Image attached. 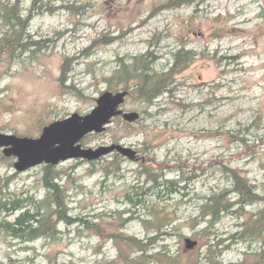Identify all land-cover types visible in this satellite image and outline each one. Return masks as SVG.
Wrapping results in <instances>:
<instances>
[{
    "label": "rangeland",
    "instance_id": "obj_1",
    "mask_svg": "<svg viewBox=\"0 0 264 264\" xmlns=\"http://www.w3.org/2000/svg\"><path fill=\"white\" fill-rule=\"evenodd\" d=\"M20 1L17 14L27 20L21 44H37L26 50L16 46L14 57L0 60V134L37 139L42 128L55 121L75 113L87 115L102 93L119 90L108 89L106 81L118 59L149 52L154 70L163 72L169 67L171 52L181 44L196 57L178 77L175 102L164 94L148 110L155 117L144 120V106L129 95L121 108L141 113L140 120L127 123L116 117L104 133L81 140L83 148L121 145L135 151L137 162L120 156L119 177L110 176L102 182L103 174L98 171L97 163L103 159L111 162L114 153L96 162L76 159L53 166L62 174L59 184L67 191L68 214L100 224L101 232L86 229V224L67 227L61 223L57 239L22 242L0 231V262L116 261L119 249L109 238L113 229L117 226L119 233L140 240L149 233L154 236V231L137 219L153 208L168 224L162 229L167 234L154 238L153 253L166 246L171 255L182 259L181 264L196 257L200 258L198 264H207L208 242L214 245L221 240L217 250L223 252L217 262L253 264V254L264 249L262 242L236 243L231 239L242 219L223 218L215 237L214 233L203 236L205 224L196 225L195 218L201 198L229 186L222 165L238 169L264 195V0H197L189 6L161 8L150 19L151 11L169 0H43L33 10L32 0ZM14 2L0 0V36L10 28L1 16L7 17L6 8ZM103 37L119 39L99 45ZM95 41L98 45L84 52ZM65 58L71 63L66 85L79 88V96L62 91L58 82ZM178 102L187 107H177ZM236 137L244 139L249 150L243 149ZM14 163L15 158H5L0 148V193L4 199L44 198V165L17 173ZM141 164L158 172L166 168L165 179L177 185L161 198L147 197L146 206L130 213L125 194L132 186L144 185L143 178L137 181ZM261 208L258 203L245 211L256 213ZM5 216L0 214V219L14 218ZM119 216L134 218L122 228ZM185 238L197 241L198 246L185 250ZM139 255L135 253L133 258Z\"/></svg>",
    "mask_w": 264,
    "mask_h": 264
},
{
    "label": "trees",
    "instance_id": "obj_2",
    "mask_svg": "<svg viewBox=\"0 0 264 264\" xmlns=\"http://www.w3.org/2000/svg\"><path fill=\"white\" fill-rule=\"evenodd\" d=\"M196 1L197 0H169L159 5L158 8L153 9L149 15V19L154 17L155 13L161 8L168 9L181 5L189 6ZM20 2V0H15L11 8H6L8 12L7 17L1 16L4 20V24L8 25L10 28L4 31L0 36V60L3 57H14L16 46H19L22 50H26L32 44H37L32 42L21 44L27 20L19 17L17 14ZM42 3L43 0H32L30 10H33L37 4L40 5ZM116 39L119 38H109L105 40V37H103L98 40V43H102L99 45H105ZM95 43L96 41L93 42L87 50H84V52H88L91 47L98 45ZM195 57L196 54L193 50H188L184 44H181L178 50L171 52V60L168 62L169 67L163 72L154 70V62L149 52L135 57L118 59L116 68L106 77L107 79L105 78L109 85L108 89L118 87L119 90L128 91L129 95L136 97L138 102L144 106L143 114L146 115L144 116V120L153 118L155 115H150L148 110L155 106L156 100L161 98L164 94L169 95V97L173 99L172 101L175 102L174 93L177 91L176 85H178V77L189 69ZM70 67V59L65 58L61 65V75L58 78V82L62 91H67L70 94L79 96L82 94L79 88L74 85H66ZM180 102L175 105L182 109L187 107ZM160 112L161 111H158L156 114ZM141 118L142 117H140V119ZM141 122L140 124H142ZM130 127L131 126L128 125L129 129ZM236 139L241 141L243 149L249 150L250 146H248L244 139L238 137H236ZM143 146L147 148V145ZM106 161L107 160L103 159L97 163V165L99 164L100 166L98 171L103 174L102 182L108 181L110 176L119 177L121 171V159L118 154H113L111 162ZM165 169L166 168L161 169V171L158 172L148 164L140 165L137 171V181L139 182L140 179L143 178L144 185L132 186L125 194L124 203L131 208L129 210L130 213L133 212V209H137L136 212H138L140 209L139 206H146L147 197L161 198L163 192H172L177 183L174 180L165 179ZM180 171L182 172V170ZM221 171L227 175L228 180L230 179L229 186L218 189L210 193L209 196H205L199 200L200 205L198 207V216L195 218V223L196 225L205 224L201 230V234L203 236H211V233H214L216 237L217 224L223 218L231 216L235 219L243 220L242 223L236 225L240 229L231 236V239L236 243L261 241L264 245V195L260 194L256 187L250 183L248 178L241 175L238 169H232L229 166L222 165ZM43 173L42 184L46 193L45 197L42 199H37L34 196L4 199L0 193V214H2L3 217L5 215V217L10 215L14 216L12 221H8L6 218L0 219V231L12 240H19L22 242H33L40 239H57L60 233L58 231V225L61 223L67 227L77 223H80V225L86 224V229L101 232L102 226L100 224H89L81 218H73L68 214L66 202L67 191L59 184L62 175L61 172H56L55 168L51 166H43ZM148 185L149 187L145 189V186ZM258 203L262 204V208L256 213H248L245 211V207L253 206ZM126 212L127 211H125V213ZM133 218L134 216H130L126 219L120 217L119 221L122 224V228L125 227L126 222ZM137 219L147 228L151 229L152 233L154 231L155 235L150 236L151 233H149L145 240H140L136 237L119 233L116 226L113 229L114 231L109 235V238L114 241L115 247L119 249L118 260L112 262H105V260H103L98 264H118L119 261L121 262L120 264H181L182 259L178 255H171L166 246L160 247L158 252H152L153 245L155 244L154 238L167 234L162 230L168 225L164 223L166 218L160 217L158 210L148 208V212L146 214H139ZM210 242L211 241L208 242L205 261L207 264H222V262H217L216 260V257L221 256L223 252L217 250L222 241L218 240L214 245H211ZM213 248L215 250H213ZM135 253H140V255L133 258V254ZM199 259V257H196L193 260H189L187 264H198ZM252 261L253 264H263L264 249L261 250L259 254H253ZM0 264L25 263L8 259L6 262H0Z\"/></svg>",
    "mask_w": 264,
    "mask_h": 264
},
{
    "label": "water",
    "instance_id": "obj_3",
    "mask_svg": "<svg viewBox=\"0 0 264 264\" xmlns=\"http://www.w3.org/2000/svg\"><path fill=\"white\" fill-rule=\"evenodd\" d=\"M127 96V91H119L115 94L104 92L96 100V106L89 114L79 116L75 113L69 118L53 122L43 128L38 139L0 134L2 154L6 158H16L14 169L19 173L42 164L55 166L70 159L97 161L114 152L130 161H137L136 152L121 145L93 150L82 148L80 144V141L88 135L105 132L115 117L121 116L127 123H134L139 119L138 113L124 112L120 109ZM196 246V241L184 240L186 250H192Z\"/></svg>",
    "mask_w": 264,
    "mask_h": 264
},
{
    "label": "bare ground",
    "instance_id": "obj_4",
    "mask_svg": "<svg viewBox=\"0 0 264 264\" xmlns=\"http://www.w3.org/2000/svg\"><path fill=\"white\" fill-rule=\"evenodd\" d=\"M203 205V204H202Z\"/></svg>",
    "mask_w": 264,
    "mask_h": 264
}]
</instances>
